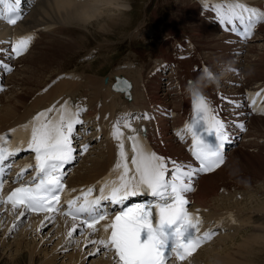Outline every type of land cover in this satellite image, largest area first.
<instances>
[{"label": "snow or ice", "instance_id": "snow-or-ice-1", "mask_svg": "<svg viewBox=\"0 0 264 264\" xmlns=\"http://www.w3.org/2000/svg\"><path fill=\"white\" fill-rule=\"evenodd\" d=\"M20 3L21 0H0V19L15 25L21 18ZM215 10L220 23L231 25L230 30L245 42L252 37L257 24L264 22V11L239 2L228 4L226 9L217 5ZM237 21L242 31L238 30ZM33 39L32 34L16 39L11 44V52L16 57L23 55ZM3 68L12 70L7 64ZM207 69L204 67L202 72ZM192 83L189 81L188 85ZM2 91L4 89L0 88ZM254 97L264 98V90L250 97L253 105L256 104ZM191 110L192 116L184 131L191 136L190 152L198 167L173 161L169 176L166 159L146 145L128 119H123V128L130 133L125 136L118 119L109 136L116 141L117 156L110 171L116 178L98 182L99 195L93 196L94 188L88 187L80 196L62 201L61 194L67 191L63 169L77 158L73 139L77 125L85 123L80 118L84 109L70 106L68 101L54 104L20 128L0 134V162L8 160L24 146L35 154L34 163L22 166L18 173L22 181L19 186L4 192V182L0 180V204L10 205L13 212L19 210L17 220L26 213H43L44 221L49 223L56 215L68 218L72 223L65 234L66 243H71L74 234L79 232L85 246H94L88 255L96 257L103 253L111 257L113 264H190L198 250L216 235L213 229L202 231L199 209L189 211L188 194L196 191L193 177L219 169L225 163L224 149L230 141L225 122L204 94L191 97ZM238 127L246 131L244 124ZM21 128L28 130L30 135L18 145L9 136ZM208 137L213 139L209 141ZM99 138V135L95 137ZM129 142L130 149L126 147ZM88 150L89 144L81 145L79 155L83 156ZM29 168L35 174L23 181L24 172ZM142 195L150 196L151 200L121 208L113 214L107 210L108 205H123L130 198ZM105 201L108 203H102ZM94 234H98V238L92 239Z\"/></svg>", "mask_w": 264, "mask_h": 264}, {"label": "bare ground", "instance_id": "bare-ground-1", "mask_svg": "<svg viewBox=\"0 0 264 264\" xmlns=\"http://www.w3.org/2000/svg\"><path fill=\"white\" fill-rule=\"evenodd\" d=\"M188 3L190 4V2ZM230 3L234 2L232 0H224V8L226 9ZM179 4H181V2H179ZM183 4L184 6H180V10L184 8V11L182 10V14H180L182 18L181 22L186 21L192 24L190 32L186 33L193 39L196 37L202 38V42L207 44V47L203 49L204 51L208 53H217L220 47H222L225 52H239V54L230 53V57L236 60H241L245 57L247 60L251 59L257 64V69L260 72H264V69L261 68V65H264V58H260L262 56L264 57V22L257 27L252 37L244 44L238 45V47L233 43L225 45L223 42L231 38V36L228 37L229 35L225 32H217L215 29L205 24L199 25L197 21H200L201 18L198 15L197 5L191 3V8H189L185 7L186 3ZM127 5H129V8L131 7L129 0H22V12L26 18L23 22H17L8 30L14 32L15 36H17L16 33L18 31H28L29 33L36 30L37 26H41L43 28L40 30V35H35L33 39L37 44H42L46 39L48 41L50 40L52 44L59 41V43L64 42L73 45L74 41H70V37L65 36L68 29H63V27L67 25L81 26L85 29L88 27H95L99 29V32L104 33L122 24V17L124 18L123 14ZM256 5L258 4L256 3ZM215 6H217V4L213 2L201 0L200 12L203 14L207 11L209 14L208 19L214 20L217 18ZM138 25L144 26L145 24L141 22ZM163 28H166L167 31L171 30L167 24H164ZM2 30L0 26V32H2ZM87 30L88 33L91 34L92 31L90 29ZM134 32L131 34V37L134 36ZM208 35H211L214 39L208 38ZM170 36L171 37L165 39L164 43L167 41H176V37ZM3 37L7 36L4 35ZM96 44V53H98L100 49H105L107 47L106 43L96 42ZM9 46H11V44ZM31 52L30 50L28 55L26 53L17 57L15 63L8 61L0 63L2 66L7 64L9 67H16L15 71L7 77L8 82L6 90L0 96V130L16 122L20 123L24 121L30 112L32 113L42 105L49 103L61 95L82 96L81 94H90V96L87 97V101L95 99L97 102L100 101L102 104H107L109 106L108 111H112L115 106L122 103L121 96L110 91V83L106 85L101 79L99 80L96 76L98 72H94L96 75L74 73L78 75V79H65L62 83L59 81L56 84L57 86L51 87L43 94H38L40 89L38 87L42 84H46L44 83L46 78H49L48 83L52 84L54 74L57 75L61 72L60 70H56L55 72L51 70L49 71L48 77L42 78L41 83L38 79L34 85H29L27 81L30 75H27V73L23 71L26 69V66L22 71L21 67L25 65L23 63L27 58H34ZM131 53L132 52H129L110 72V76L121 73L131 78L134 84V97L132 101L126 103L129 108L136 104L144 106L145 95L147 96L151 92L150 86L145 83L144 78L142 80V72H145L144 69L150 65V62L146 60L141 62L142 60H139L137 57L138 54L133 55L132 59ZM162 53L165 54L163 48ZM197 53L201 55L198 51ZM253 56L254 58L252 59ZM142 59H144L143 56ZM188 60L192 63L191 59ZM83 68L85 69V66ZM250 70H254V68H250ZM88 73H92L91 70H89ZM16 74L24 76L20 78V81L16 82L14 78ZM133 76L137 80H135ZM29 79H31V76ZM151 83H153V81H151ZM19 85L22 86V88H20L21 90H17ZM222 87L224 86H221V91L223 89ZM33 94L35 96L32 103L26 106V101H28V98ZM203 94L207 96L204 92ZM179 105L185 106L186 100L183 98L179 100ZM188 106V109L179 108L176 116V123L179 122L181 125V127H177L175 130L178 140L177 143L173 144L175 153L178 155L183 154L185 148L188 153L189 146L192 144L190 134L184 131L185 125L190 121L192 116L191 106L189 104ZM100 114L102 115V111H100ZM257 120H264V118H258ZM121 131L126 133L129 130L123 128ZM141 135L143 137L145 133L142 132ZM164 136H167V132L159 130L156 122L151 121L149 128L146 129V137L157 138ZM244 143L240 144L238 148L232 152L240 150ZM260 153L264 155V147H258V151L256 153L254 152L258 157L261 155ZM238 155H240V153ZM236 161L237 157L230 162L228 160L227 163H224L215 172L201 176L198 182L197 202L200 206H204L208 209L206 212L207 216L220 219L223 216H230L229 214L235 216L242 211H246L244 216L237 215V219L234 222L235 225L231 226V231L217 238V242H221L224 245L223 249L219 247L215 248L214 252L203 253L205 258L211 261V264H255L253 259L255 253L264 249V221H255L256 219L253 218V215L256 214L264 216V196H260L261 193L264 194V186H261V184H264L256 181L260 178L264 179V169H258L261 167L260 163H258V165L255 166L257 171L255 175H244V178L239 179L237 175L234 177L228 175L229 168L231 165L233 166ZM227 165V170L224 171ZM216 172H219L218 178L215 175ZM91 173L92 169L83 173L77 172L72 181L82 183L91 176ZM100 173L102 172H98V174ZM221 188H223L222 191ZM244 203H249L248 206L246 205L247 207L245 209H243L245 206L241 207ZM14 224L16 226L13 228ZM38 228L40 229L39 231L37 230ZM9 229H12L11 232ZM61 231V225L54 226L51 223H44L43 226L36 223L27 224L20 219L17 220L16 216L11 215L8 210L0 209V264H74L76 262V259L74 260L75 257L82 254L83 256L88 255L89 251L94 249L91 245L85 246L83 241L78 242L75 236L73 238V245L67 248V250H62L66 253L63 256L57 255L58 250L54 247L60 245L59 243L62 242L61 236H63V233L61 235ZM50 244H52L51 249H55V252L48 257V247H50ZM261 245L262 247H260ZM258 246L260 248H258ZM88 261L92 264H110L109 259L104 258L103 254L96 257L88 255ZM256 264L259 263L257 262Z\"/></svg>", "mask_w": 264, "mask_h": 264}, {"label": "rangeland", "instance_id": "rangeland-1", "mask_svg": "<svg viewBox=\"0 0 264 264\" xmlns=\"http://www.w3.org/2000/svg\"><path fill=\"white\" fill-rule=\"evenodd\" d=\"M129 2L133 6L132 10L134 9L132 17H129V15H128V17L126 18L127 15H124V18L122 17V22H121L122 24H120L119 26H115L112 29L105 31L104 33L98 31L94 37L89 36V38L91 40V43H90L91 47L97 46L96 42L97 43L98 42L103 43V41H106L107 47L105 49H100L101 53H98L97 55H95V57H91V59L86 60V61L85 60H82V62L79 61L78 66H77L78 68L83 67V65H85L86 69L91 66V67H94V70H97V69L101 68L103 65L107 66L108 64L111 63L112 55L115 53L117 46H122L124 48L123 53H120L121 57L123 55H125V53L128 49L129 50L133 49V51H135L137 53L141 52L142 53L141 55L143 56V58H144L143 53L145 54L146 58L148 57V54H150V53L156 54L159 50V49L156 50L157 49V46H156L157 40L153 41V42L137 40L138 37H140L142 35L141 34L142 28H141V29H138V31H137V29L135 30V33L139 32L138 37L133 36V40L130 41L131 34L133 33L131 31H133L136 28L135 26H137V24L140 23L141 20H146V24H147L148 29L151 28L148 26V23L151 22L152 20H154L156 22V25H160L161 20L166 21V23H168V24H171V21H172L171 18L173 20H175V19L179 20V18H181V16H180V14H182L181 11L182 10L184 11V8L182 10H180L181 4L184 6L183 3H186L185 7L191 8L190 4L188 3L189 0H179V1L178 0H129ZM179 2H181V4H179ZM148 7H149V9L146 10ZM125 8L129 9V5H127ZM164 8H166V11ZM138 10H141V11H138ZM145 10L147 13H145ZM137 11L142 13L141 18L139 20L138 19L136 20V18L138 17ZM171 12H173L172 15L170 14ZM132 18L134 19L133 21H132ZM184 23L185 24L187 23V25L191 27L189 22L184 21L183 24ZM173 24L174 23H172V25ZM168 26L171 28L170 25H168ZM128 28H130V29H128ZM95 32L96 31H92L91 33H95ZM167 32L171 33V30H168ZM143 33H146L148 37L152 36V34L147 33V30H144ZM142 37L145 38V36H143V35H142ZM208 38L214 39V37H211V35H208ZM69 40L74 41V44L72 45L70 43H64V42L59 43V41L56 42L55 44H52L50 40L48 41L45 39V41L42 44H38L39 46H37V48L33 49V52H31V53H32L34 58L38 59L37 62H35L29 66H26V69H24V70H23V67L21 69V71L23 70L27 73V75L31 76V79H29L30 76H28L29 78H28L27 83L29 85H34L36 83V81H38V79L41 83L42 78L43 77L46 78L49 75V71H51V70H52V72H55L56 70L60 69V67L63 69L70 68L68 66L70 64H72V60L74 59V57H78L77 55H79V53H80L79 51H75V49L78 47L83 48V46L81 44H83L84 41H82L83 38L76 40L75 37H71ZM43 52H45V53H43ZM141 55H139V54L137 55L139 60L140 59L143 60ZM34 58H31V59H34ZM87 62H89V63H87ZM138 63H139V61H138ZM144 63H145V61H144ZM36 65H37V67H36ZM65 66H67V67H65ZM39 68H41V69H39ZM40 70H41L43 75H40L41 74L39 72ZM47 72H48V74H47ZM58 73H60V72H58ZM44 74H46V75H44ZM80 74L96 75L93 72L92 73H88V72L86 73L85 71L81 72ZM143 74L144 73L142 72V80L144 78ZM22 76H24V75H21V76H18L17 74L14 75L16 82L20 81V78H22ZM133 78H134V76H133ZM48 80H49V78H46L44 83H47ZM135 80H137V79H135ZM263 122H264V120H259L258 125L264 127ZM262 134H264V132ZM257 154H255V155L254 154H247V155H250L247 157L244 155V157H246V159L244 161H240L241 155H238L236 163L233 166L231 165V167L229 166L230 168L228 170V175L234 177V176H236L235 173H238L240 171L241 167L242 168H246L247 166L255 167L256 165H258V163H260V165H261V167L258 169L263 170L264 169V155L260 153L262 156L260 155L258 157ZM243 159L244 158L242 157L241 160H243ZM239 161H240L241 165H239ZM250 170H252V169H249L245 172H248ZM229 171H234L235 173L229 172ZM256 172L257 171H255V174H256ZM249 173L252 174L251 171ZM242 176H243V174L241 172H239V177H242ZM262 180H264V179H262ZM256 181L261 182V179H258ZM262 183L264 184V182H262ZM260 196H264V194L261 193ZM246 205L248 206L249 203H244L241 205V207L245 206V207H243V209H245L247 207ZM255 221H258V220H255ZM49 246H50V247H48L49 252L47 254L48 257L53 255L55 252V249H51L52 244H50ZM260 247H262V245ZM260 247L258 246V248H260ZM52 250H53V252H52ZM253 259L255 261V264L257 263V261L259 264L260 263L264 264V249L257 251L255 253Z\"/></svg>", "mask_w": 264, "mask_h": 264}, {"label": "clouds", "instance_id": "clouds-1", "mask_svg": "<svg viewBox=\"0 0 264 264\" xmlns=\"http://www.w3.org/2000/svg\"><path fill=\"white\" fill-rule=\"evenodd\" d=\"M227 69H222L221 72H213L210 68L201 72L191 85L186 86V93L192 97L194 95H203L204 89L209 86H218Z\"/></svg>", "mask_w": 264, "mask_h": 264}]
</instances>
